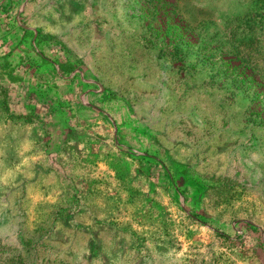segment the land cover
Listing matches in <instances>:
<instances>
[{"label": "rangeland", "instance_id": "rangeland-1", "mask_svg": "<svg viewBox=\"0 0 264 264\" xmlns=\"http://www.w3.org/2000/svg\"><path fill=\"white\" fill-rule=\"evenodd\" d=\"M28 12L68 60L0 68V264H264V0Z\"/></svg>", "mask_w": 264, "mask_h": 264}, {"label": "crops", "instance_id": "crops-1", "mask_svg": "<svg viewBox=\"0 0 264 264\" xmlns=\"http://www.w3.org/2000/svg\"><path fill=\"white\" fill-rule=\"evenodd\" d=\"M28 11L29 0L20 3L18 0H0V68L10 66L12 73L19 76L20 81L10 82L11 90L19 93L21 87L30 84L34 90H37V95L42 97V102L48 105L51 104V76L54 75L50 64L68 60L62 53L64 52L62 48L68 46L62 35V31L66 29L61 25L52 28L44 21H41L42 23L25 22L27 14L33 19L34 13ZM46 13L48 15L50 10L46 9ZM52 35L58 38L59 44L53 52H57L56 56L60 58L54 61L46 54L51 53V47L49 49L48 44L45 43L46 38ZM73 61L76 62V60ZM80 62L83 63L82 60ZM84 69L85 67L81 64V68H74V72L78 71L83 75ZM60 81L62 84V80ZM48 83H50L49 86Z\"/></svg>", "mask_w": 264, "mask_h": 264}, {"label": "trees", "instance_id": "trees-1", "mask_svg": "<svg viewBox=\"0 0 264 264\" xmlns=\"http://www.w3.org/2000/svg\"><path fill=\"white\" fill-rule=\"evenodd\" d=\"M241 59H242V61H243V62H246V60H243V58H242V57H241ZM258 96H259V95H258Z\"/></svg>", "mask_w": 264, "mask_h": 264}]
</instances>
